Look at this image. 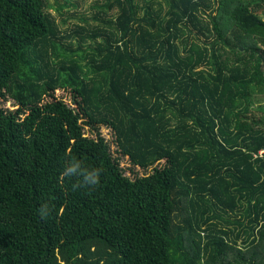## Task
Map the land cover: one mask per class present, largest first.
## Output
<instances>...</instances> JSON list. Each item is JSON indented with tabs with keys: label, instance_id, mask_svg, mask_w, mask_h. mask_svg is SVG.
<instances>
[{
	"label": "trees",
	"instance_id": "1",
	"mask_svg": "<svg viewBox=\"0 0 264 264\" xmlns=\"http://www.w3.org/2000/svg\"><path fill=\"white\" fill-rule=\"evenodd\" d=\"M54 8L0 0V264H264V0Z\"/></svg>",
	"mask_w": 264,
	"mask_h": 264
},
{
	"label": "rangeland",
	"instance_id": "2",
	"mask_svg": "<svg viewBox=\"0 0 264 264\" xmlns=\"http://www.w3.org/2000/svg\"><path fill=\"white\" fill-rule=\"evenodd\" d=\"M97 1L100 2V0H48L50 5L55 6L54 9L49 10V13L53 16L54 22L57 25H60L63 21L66 23L65 26L60 28H69L76 24L79 25L77 20L78 15L91 13V11L88 9L91 4ZM58 8H60V11L59 13H56L55 9ZM53 97L55 99H60L66 105H72L71 97H69V95L63 90L59 89L58 91H55L53 93ZM261 105L264 106V100H262ZM1 106L3 109L9 111H14L17 108L11 101H1ZM99 132L101 136L109 143L110 151L112 152L113 156L119 158V165L124 170L125 176L134 178L136 176L141 177L144 175L145 172H143L138 167H133L129 163L127 157L121 158L118 156V154H116L114 136L110 129L106 127H100ZM85 135L94 137L95 133L90 131L89 128H86Z\"/></svg>",
	"mask_w": 264,
	"mask_h": 264
},
{
	"label": "clouds",
	"instance_id": "3",
	"mask_svg": "<svg viewBox=\"0 0 264 264\" xmlns=\"http://www.w3.org/2000/svg\"><path fill=\"white\" fill-rule=\"evenodd\" d=\"M102 169L100 168H87L83 166L82 161L73 157L68 161L61 172L62 178L71 179L75 177L76 179L71 184V190L73 192L78 190L87 189L89 191H94L95 187L100 182V176ZM38 215L41 218H46L49 215L50 208L48 204H42L41 207L37 210Z\"/></svg>",
	"mask_w": 264,
	"mask_h": 264
},
{
	"label": "built area",
	"instance_id": "4",
	"mask_svg": "<svg viewBox=\"0 0 264 264\" xmlns=\"http://www.w3.org/2000/svg\"><path fill=\"white\" fill-rule=\"evenodd\" d=\"M262 152H263V151H260V152H259V155H261V154H262Z\"/></svg>",
	"mask_w": 264,
	"mask_h": 264
}]
</instances>
